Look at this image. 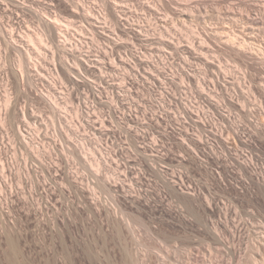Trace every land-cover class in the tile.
Wrapping results in <instances>:
<instances>
[{
	"label": "bare ground",
	"instance_id": "6f19581e",
	"mask_svg": "<svg viewBox=\"0 0 264 264\" xmlns=\"http://www.w3.org/2000/svg\"><path fill=\"white\" fill-rule=\"evenodd\" d=\"M101 2H102V8L96 9V6H94V4L88 0H0V11L2 12L10 11V14L12 13L15 17L17 16L19 18L18 26H20L18 35L16 34L17 32L12 29L9 33V36L7 37L3 35L4 33H6V32L3 33V28L5 26L2 24L3 22L0 21V34H1L0 35L1 36L0 39V206L2 207V208L0 207V209H3V212L5 213L3 208L5 207L4 205L7 204L9 205V203L14 200V197L16 195L18 196L21 195V193L20 195L17 194L18 193L17 181L18 184H20L21 181H24L25 178V181L22 182V185L23 183L25 184V182H27L29 186V188L27 189L30 192L29 197L34 198L35 195L36 198L37 196L41 197V199H39V197L36 199V203L34 202L36 204V206L34 205L35 210L33 209L35 211L34 215L41 217V219L36 218L37 220L35 222H37L38 227L35 226L34 229L37 230H34L35 231L34 233H36V231L37 233H40L41 229L39 230L38 228L44 225L45 228L43 227V229L45 230L43 233L41 231L43 236L40 235V237L42 236L45 238L43 240H46V242L44 241V244L45 243L46 244L43 245L44 247H46V249L43 247L44 250L46 251L45 264H92L91 261H93L92 260L93 258L91 257L92 258L91 259L88 255V254L92 255V253L86 251L87 242L89 243L90 242L89 238H91L90 236H88L91 233L90 234L88 233L90 231L91 232L93 231L94 233L95 227L93 226L95 225L96 222L98 223L99 220H101L100 218L104 216L102 218L104 219L106 217L108 219L107 222H109L111 225L109 227H112L116 231L119 237L120 235L121 237L124 236L125 231L131 234L133 232V222L138 224L139 220H137L138 218L136 217L134 218L133 214L129 216L131 210L129 212V210L127 209H134L135 212L145 211L147 214L149 212L152 213L155 211L154 213L156 214L158 203H160L161 206H163V203L166 202L168 195L171 194L172 197L175 196V198L177 197L179 198V200L181 199L184 203L188 204L189 207L193 206L195 208V206L197 207L200 205L201 207L204 208V209L202 208L203 209L202 212L204 211L205 216L202 217H205V219L207 220V221L205 220L207 222L206 226L209 229L208 232H210V237H211V238L209 237V240L211 239L212 243L218 247L217 250L220 253H224L225 256L227 255L229 257L234 258L240 264L241 263L264 264V220L259 221L253 225L250 224L249 221L247 220L244 221L242 218L237 223L235 219H232V217L235 216L233 215L234 212L232 210V207H234L235 205L234 206L231 205L232 203L233 204L246 203L249 204L250 206L253 205V207H257L260 210L261 209L264 210V160H263L264 157L262 159V155H264V121L259 119V116L264 114V107H263L264 87L254 89L255 87L253 85L250 86L247 85L245 76H243L241 73L239 74H241L244 78L241 76H237L235 73L233 74L232 71L230 72V70H226L223 73L221 72L220 74H218L220 71L218 70V73L213 75V73L219 68L218 65H216L218 67L217 69L215 68V65H213L215 63L214 60H216L215 58L213 61H211L210 58H206L210 61H207L206 64L204 63L207 66L206 67V69L208 70L207 72H210L209 71L210 69L215 68L214 71L212 70L213 73L211 72L212 75H209V73L207 74V76L209 75L208 77L206 76L205 78H199L198 75L199 72L197 70L196 71L198 73H196L194 69H191V72L189 71L190 70L189 68L188 70H186L188 66L187 63H186L187 64L186 67H184L183 65L182 66L178 65L181 68L180 71L181 73L176 74L177 71H171V73L168 75L167 74L168 72H166L165 74L166 77L165 76H164L165 78L163 77L164 81L161 80V78L159 77L161 72L165 73V71L160 72L161 69L162 70L169 69L168 67V65H170L169 55L173 56L175 54V53L171 54L172 52L170 53V51L169 52L166 51L168 49L170 50L173 49L172 51L180 55L179 54L181 52L180 48L182 47L181 42L179 41L180 37L174 38L171 36L172 33L171 34L169 33V30H171V28L169 29V22H168L169 17L167 18L166 14L172 13L174 14V16L176 15L177 16L176 19L173 17L174 22L178 21L177 22L178 24L184 22L185 25L187 23V22L185 23L187 19L186 17L192 18L197 11L199 12V14H201L200 12L202 10L204 9L206 10V8L207 9L211 8L212 11L209 12H215L213 9L217 10V8L220 7L223 9H228L226 10L228 15L227 14L226 15L230 20H233L235 22L236 21L242 22L243 24L246 25L245 26L242 24L243 27H240L242 28V32L239 31L237 28H233L234 30L229 29L228 33H226L225 31L223 32L224 34L226 33L225 35L223 34L224 35L223 39L226 40L222 42L223 44H225L223 46L226 47L225 52L228 53V55L240 57L246 63V65H249V67L250 65H252L250 64V62L255 63V65L257 64L256 67L258 65L259 66L262 65L261 68L257 67L259 68L257 73L258 72L262 73L264 69L263 67L264 41L259 39L260 37L258 36V34H257L258 38L255 34L251 36L247 35L249 33L245 34L246 36L243 35V28L247 27L248 29L249 26V30L251 29V31L258 30L260 33L264 32V2L262 6L259 3H251L252 1L250 2L248 0H101ZM51 7L52 8L56 7L57 9L64 7L65 9L70 10L72 20L66 22L68 24L63 25L59 19L53 18V15L49 13ZM238 8H241V10L243 8L244 9L243 11L245 12L240 11ZM13 9L15 11H13ZM237 9L239 11H237ZM139 10L144 11L145 14H139L140 13ZM161 12H165V14H162ZM223 13L225 12L223 11ZM161 14L164 16V18L162 17L158 18L159 20L157 23H159L160 25L154 23L155 22L154 20H156L157 18L155 19L152 16L161 15ZM220 14L221 16L219 15V17H222L221 12ZM217 15L214 14V16ZM228 18L226 17V19ZM76 19H80L78 21L79 23L81 22L80 26L76 25L77 24V22L75 21ZM29 21L38 22L41 28L40 33H37L36 30L33 31L31 29V24L28 23ZM57 26H62V29ZM146 26L147 27L154 26V28H152L153 30H151L152 33L150 30L147 31V29L146 30L144 29V27ZM174 26L175 25H173V28L175 29L176 26L175 27ZM23 28H26L25 30L26 32L22 31ZM206 28L202 32L200 31L201 33L195 32L197 36H195V34L194 35L192 34L190 36L191 42L188 43L189 45L187 50L191 54L188 53V55H192V56L198 55L197 57L199 59L200 56H203L207 53H211L210 46L212 47V43L214 42V40H216V44H217V40L222 41V38H219V36L217 35L219 32H216L213 29H212L213 31H211ZM143 30L145 31V34ZM221 30L223 31L222 27ZM224 30H226V28ZM246 30L245 32H247ZM249 30L248 32H250ZM5 31H7V29ZM214 31L217 34H214L213 33ZM240 34L245 36V38L243 36H239ZM83 35H91L93 40L91 42H87L85 39L82 40V38L85 37V36L83 37ZM126 36L130 37V40L132 38V40L135 39L137 41H140L139 43H142L141 40L144 41L145 43L146 41L150 42L149 40L150 37L152 36L153 38L152 37L151 38L153 40L155 39L156 42L160 45V47L164 46L163 51L165 48L167 49H165L164 51L165 53L162 52V54L160 55L155 56L152 55L151 53H150L151 55L150 54L147 55L148 51L147 48H144L145 46L143 47L139 46L140 48H138L137 45H136L137 47L134 45L132 49H129V47L127 46L126 47L123 46L122 38ZM76 37L78 38L81 37V38H79L78 40ZM2 43H4L5 45L7 44L9 48L14 49V52L15 50L18 52L19 54L18 63L16 66L14 65L15 67L14 66L11 67V65L8 67L7 64L4 63L5 61V60L3 61L4 56H2L3 48H1ZM124 47L128 49L126 50ZM85 48L89 49V51L87 52L88 54L90 53L92 54L96 52L97 54L96 58L94 59L95 55L92 57V55L90 54L87 55L86 56L87 59L83 61L84 59H82L81 57L83 56V52H84L83 50ZM122 48L125 49L126 51L124 50L125 52L124 51L122 52L121 51ZM206 49H208L209 52L205 53L204 51ZM31 50H33L35 54H38L39 56V57L37 56L39 58L38 61L37 60L34 61L33 56H31L30 54L32 52ZM42 50H46L45 57H44L45 52H43ZM222 50H220V53H222ZM47 52L51 53V55L53 54L54 57L55 56L58 57V60L54 62V64L52 63L53 65L51 68L50 66H47L48 67L47 68L43 66V64L41 63V61H43L44 63V59L46 62L47 60L46 58H48ZM78 53L80 54L79 56L77 55ZM215 53H219V52H215ZM103 54L106 57L105 58L106 61L107 59L110 60L111 62L110 64L106 63L104 58L101 57ZM70 56L73 57V60L75 59L74 63L72 64H70L71 62L67 60L68 57ZM148 56H152V57H148ZM195 57L196 56H194V58ZM183 60L180 59L182 63ZM185 60H188V58ZM48 63L49 61L46 64ZM160 65L163 66L160 67ZM190 67H192V65ZM153 68L157 70V73L160 72L159 76L155 75L156 73L153 74L152 72ZM221 68H223V66ZM27 69L28 70L32 69L33 71L32 70L31 71L33 73L39 72V74L42 69H44L43 71L46 72L47 76L44 74V77L46 76L45 83H48L47 85H49V88H51L53 91L46 89L45 92L44 91L40 92L39 95L42 96L40 100H43L42 102L43 103L45 102V105L47 104L48 106H50V108H52L53 111L54 110L57 111V109H59V107L61 106V103H59V101L62 99L65 100L66 97V96L62 97L61 95L60 96L56 95V94H63L62 92L58 91L59 84L63 80L65 81L67 80V82L73 84V86H77V84L80 82L83 83L87 82V84L85 83L84 84L85 85L90 84L89 88H91L90 90L92 91L93 95L100 96L99 97L100 99L97 98V100H100L99 102H101L102 99L104 100V98H102V93L105 91L103 92L99 91V88L103 83L108 85V89L110 90H108V92L105 93H107L106 95H108V99L113 102L115 101V98L121 100V98L125 99L131 94L130 93L131 87L128 91L126 90L127 85L130 83L128 81L134 83L135 86H138L136 84H139L140 86L148 85L149 90H152L153 88L156 89V84H161L162 86L159 88L161 90L160 98H159L160 101L159 102L157 101L159 104L158 108L161 111H166L167 108L166 105L168 106V102L170 104H173L170 98H169L170 100H168L169 96L173 97V95H171V92L174 91L169 87V85L177 84L176 75H178L181 77L183 81L186 80L190 81L191 90H193L195 84L198 83L196 88H199L200 91L199 89L196 91H199V93L201 92L200 95H202L201 97L204 99L199 97L202 99L203 102L201 104L199 103L198 107L192 104L193 103L192 99L190 101L188 99L186 100L185 98V100L187 101L186 104L183 103L182 101H181L182 103L180 102L181 105L183 104L185 106L184 107L182 105V107H184L183 108L184 111L180 113V116L181 114L185 113L187 118L191 120L190 124L188 123V120L186 123L185 115L184 117H181L182 118L181 120L184 119L182 123H179V121L181 120L180 118H178V116L173 118V120L176 121L169 122L171 119L170 120L166 119L165 113L161 111H158L157 114L156 113L152 114L154 116V117L152 116L153 119H149L148 123H144L145 120L143 121L141 120L142 118L139 119L138 117H136L138 114L136 116L134 115V112L137 109L134 110V108L131 106V108H129V114H127L128 112L122 114L123 119L128 117L126 118L127 121L125 120H124L125 122L117 121L118 123H116L115 126L113 127L111 126V129L110 128L108 129L106 125L104 126L105 122L102 124V128L99 127L97 128V126L99 125L98 122L97 123L98 125L96 124L97 126L94 125L95 127L92 126L90 127L89 130L87 126L85 127L82 124V122H85L87 120L81 121L80 124L83 125L84 128H87L88 130L87 129L84 130L85 135L81 134L80 131L82 130L80 131L79 129L78 131L76 130V132H78L77 133L78 136L76 139L75 138L72 139L73 141H71L70 135L67 133L68 134L67 136V134L65 133L66 131H63L62 128L55 129L56 131L55 136L61 135L60 136L61 138L62 136H64L69 141L68 143L67 141L66 142L63 141L67 145L65 144L62 145L61 154L63 156L62 158H64L63 159L64 162L67 164L72 162L73 159L82 160L85 168L89 172H91L92 176L91 175L88 176L85 173L83 176L81 175L80 177L78 172L73 171L72 168H70V169H66L61 173H59L56 169L55 173L57 174L55 177H52L53 175H51L52 172L50 173L51 171L50 168L52 167V164L55 165L56 162L52 159H51L52 162H50L49 161L50 158H47L46 160L45 156L47 154L48 156L52 155V153L54 152L51 153V151L54 150L51 146H47L45 143L44 144L40 143L39 146H36V142H37L36 140L37 139L40 140L39 138L40 133L37 131V129H33L31 127L32 123L29 122V119L31 120V122L32 119L31 118L26 119L24 115L25 120L23 122H26L25 123L26 125L22 124L25 127L28 126L27 128H29V126L31 125L29 128L30 129L29 138L26 137L25 135L24 137L22 132L21 135L19 131L18 132L15 131L14 133L15 136H12L7 131L8 128H6V124L12 126V129L13 127L15 128L18 117L21 115L22 112L26 113L27 111V110L25 111V109L21 110L18 107V103H17L18 101H16V98L13 97V95L15 94L14 91L16 87L22 88L23 85L25 86L24 83H27L25 81V74ZM38 69L41 70L38 71ZM250 69L252 68L250 67ZM222 70L223 69H221V71ZM32 72H30V77L34 75L33 74L31 76ZM36 74L35 76H37ZM95 74L99 76L101 80L99 82L100 84H98L95 80H93V82L92 80H89L90 78L95 76ZM88 75H91L92 77ZM97 75L95 76L96 78ZM41 76H43L42 72H41ZM161 76L163 75L161 74ZM26 77H27L26 79H29L27 75ZM95 77L94 79H96ZM34 79L36 78L34 77ZM45 79H42V81H44ZM115 80H118V82L120 80L121 83L118 84L116 83L117 81L115 82ZM39 81L41 80L39 79ZM32 82L33 81L30 82V85L31 87L34 88L35 82L33 83ZM45 83L44 85L46 86ZM80 84L82 85V83ZM176 86L179 87L178 84L175 85V87ZM73 93H75V95L77 96L76 92L72 90V92L70 91L68 93L69 100L73 98L72 97ZM254 93H257L261 99L260 100L261 105L259 106H255V105L253 106L251 104L252 101L251 96ZM123 96L125 98H123ZM95 98L96 97H94V99ZM174 98L176 99V97ZM77 99H75L74 96V99L72 100H77ZM119 102L117 101V103ZM80 103H81L80 104L81 107L78 106L79 108L77 112L78 115L81 117L82 114L87 113V111L88 113H90L93 110V108L96 110L95 105H93L94 102L93 101L91 102L90 99L86 100V102L83 103L86 106L85 107L87 110L86 112L84 110V107L82 108L83 105L82 102ZM108 104L110 105V103ZM108 104L105 105L107 106ZM119 104H120V108L121 105L122 107H124L122 102H120ZM170 104L169 106H172ZM115 105L117 104L115 103ZM115 105L113 104L110 106H115ZM181 105L179 107H181ZM177 107H178V103H177ZM115 109L116 110H114L113 113L119 111V105L118 107L116 106ZM234 110L238 111V113L236 112L237 114H234L233 113ZM112 111L113 109L111 110V112ZM118 114L120 113H117V115ZM28 115L30 116V114ZM110 115H112V113ZM193 116H195L196 118L198 117L197 118L198 121H195L193 119ZM132 117L135 118L134 119L135 121L137 118V122H135ZM86 119H88V117H86ZM128 119L132 120L131 121L132 124L134 122L137 125H132V126L129 125L130 123H126L129 121ZM94 122H92V124ZM111 123L112 121L110 122V125ZM68 126H66L67 129H70L71 131L72 124H71V128H68ZM76 126L77 124L75 125V127ZM82 128L83 127L81 126V129ZM156 129L157 130L160 129L162 131L161 135L159 134V136H155L154 134H152L153 132L150 131V130H154L155 132ZM109 130L113 132L114 135L110 134ZM105 131L106 132L109 131V132L104 133ZM191 131L196 133L195 134L191 133ZM72 132L74 131H71V133ZM99 134H101V136H99ZM109 134L111 136H108ZM117 134H119L120 136L117 137L118 136ZM20 135L21 137L24 138H20L21 143H18L20 145L19 147H22L21 149H23L25 152L22 150L21 151L24 152L26 156H28V158L26 159L27 160L29 159L30 161L32 160L31 164L27 162L26 165H24L25 167H23L24 168L23 171H22L23 168H21V166L19 165L17 159L18 153L16 152V149L18 148L16 143L18 141L16 140H19V138L17 139V137L18 136L20 137ZM174 147H177L179 150L176 151L177 149ZM18 151L20 150L18 149ZM88 158L91 159L88 160ZM36 159L39 160L38 162L39 166L37 165L38 163L34 164L33 160ZM57 164L58 163H56V166L59 167ZM53 167L51 169L56 168ZM6 169H8V171ZM62 170L63 169H61V171ZM191 171H195L197 174L198 172H200V174L202 173L206 176V178H208L209 182H206V184L207 183L209 184H207L208 186L206 187V189H204L203 187L202 189L199 185H197L198 183L197 184L194 183V175L193 178H191L192 177ZM46 172L51 176V178L49 177L50 179L47 178L48 176L46 175L48 174H46ZM51 179L52 182L50 181ZM151 181L152 182L159 181L161 182V184H163V186L161 185L163 188L162 191L157 189L160 192H158L157 195H154L155 198L157 197L161 200L158 203L154 200L155 198L153 197L150 190ZM27 184H25V186H27ZM69 188H73V190L71 189L72 191L77 190L78 192H80L78 194L79 195L81 194V196L79 197L77 196V198L81 200L80 197H83V199H85L81 205L78 204L79 201L77 202L76 205H80V206L76 207L74 206L75 205L74 204L73 205L74 207H71L72 205L65 203L66 201H64L63 199L62 202L64 201L65 204L64 205L60 204L61 203L60 197L63 198L65 195L67 196V194L70 192ZM214 188L220 190L222 193L227 194L229 196L228 198H230L231 204L225 203L223 200L221 201L217 197L219 192L216 191L218 192V194L214 193ZM97 189L102 190V192H104V194L106 193L107 194L106 196L108 197L103 199V197L98 195ZM58 193L60 195L59 198H58ZM156 193L157 192H155V194ZM33 200L34 199H32V201ZM40 200L42 202H40ZM201 200H204L205 203H202L203 201ZM167 202L166 205L168 204ZM172 204H168L167 206L165 205L166 206L165 212L167 213V215L168 213L172 214L173 216L172 219L177 220V222L175 223L179 222V224H182L183 221L188 222L189 217L185 218L186 216L185 215H184L185 217L183 216V210L181 209V207L178 206L180 203L177 205V207L175 205L173 206ZM8 205L6 206L7 209H8ZM12 205L14 204H11V207L13 208ZM188 205H186V208L188 207ZM241 205L243 206V208L245 207L243 204ZM12 208L10 213L12 212ZM194 208H192L193 211H195ZM126 210L129 213L126 212ZM200 211L201 209L199 210V212ZM245 211L247 212V210ZM85 212H88L89 214L87 213L88 214L87 215ZM83 213H85L86 215ZM74 214L75 216H77L76 214L78 215L82 214L88 216L87 218L88 221L83 216L87 221V223L89 222L91 223L94 220L93 218L99 220L98 221L96 220L93 226H92L93 224L92 222L90 227H92L91 229L93 230L90 229V231L88 232V230H86L88 229V226H86L85 224L86 222H84L82 226L81 223L83 222L77 224L78 219L74 217ZM202 214L203 213H200V215ZM200 215L199 217H201ZM6 216H8L7 212H6ZM163 216H164V211H163ZM83 217L80 220L83 221ZM34 220L32 219V222ZM80 220L78 221L80 222ZM100 223L98 224L99 226H97V224L96 226L100 227L101 226ZM78 225L79 227H82L83 230H85L84 232L86 231L88 232L86 233V235L88 234L87 236L89 237V238L87 237V239H89L88 241L86 238L83 237L81 231H79L82 229L78 228ZM183 225H185L184 222ZM104 227L105 224H103V229L106 228ZM250 227H252V229ZM113 229L110 230V232L114 231ZM249 229L255 235L256 237L255 240L257 241L250 243L248 241L249 239L247 240L248 241L246 242L247 253L245 257L242 258L240 253L242 251V246L245 245L244 235L245 232H247ZM100 231L102 232L101 229ZM115 231L112 233H115ZM98 232L99 231H97L96 233ZM102 233L106 236H109V234L107 235L106 233H104V231ZM128 233H126L127 235H125V237L129 236ZM83 234L85 236V233ZM38 237L36 239H38ZM97 237L100 238L99 235L96 236V239ZM101 238L103 239V237ZM106 239L108 238L106 237ZM126 239L127 237L124 239V241H127ZM230 240L232 243L230 242ZM94 241L92 240L91 244H93ZM121 241L123 243L122 238ZM39 242H42V239L41 241L36 242L38 246L41 244ZM106 244L107 243H105L104 246ZM88 245H90V243ZM215 246L214 248L216 250ZM94 247H95V242H94ZM12 248L14 249L15 246L14 247L12 246ZM89 250L91 251V248ZM92 250H94V248H92ZM94 251H93V255L96 252ZM218 251H215L217 252V255H218ZM98 252L99 251L97 250L96 253ZM33 253H37V252L34 251ZM101 254H103V252L100 253V256ZM96 257L100 258L99 254L98 256L96 255ZM109 257L110 255L108 256V261H109ZM122 258L124 260V256ZM193 259H194L193 261L195 260L202 261V264L203 262H206V256H204V258H201L200 256L196 255L195 257H193ZM118 260H116V262ZM206 264L209 263L206 262Z\"/></svg>",
	"mask_w": 264,
	"mask_h": 264
},
{
	"label": "rangeland",
	"instance_id": "374dc122",
	"mask_svg": "<svg viewBox=\"0 0 264 264\" xmlns=\"http://www.w3.org/2000/svg\"><path fill=\"white\" fill-rule=\"evenodd\" d=\"M88 1H90L91 3H93L94 4V6H96V9H98V8H102V2H101V0H88ZM248 1H252L251 3H259V4H261V6L263 5V2H264V0H248ZM258 1H261V2H258ZM233 2V1H232ZM211 4V3H210ZM214 8H217V7H214ZM221 8V7H220ZM217 8V10L216 9H213L215 12H209V11H212V9L211 8H206V10H208V11H206L205 9L204 10H202L200 13L201 14H199V12L197 13H195V15L194 16H196V17H186L187 19H186V21H185V25H184V22L183 23H181V24H178L177 22L178 21H175L174 22V19H173V17L176 19V15L174 16V14H170V13H168V14H166V16H167V18L169 17H171L172 19H173V21H172V19L170 18H168V22H169V29L171 28V30H169V33L171 34V36L172 37H174V38H179L180 37V39H179V41L181 42V45H182V47L180 48L181 50V52L179 53L180 55H178L176 52H174V51H172L173 49H168L166 52H169L170 51V53L171 54H177V55H169L170 56V60H169V62H170V65H168V67H169V71L167 70H160V72L161 71H165V73L164 72H158L157 73V70L155 69V68H153L152 70V72H153V74H155V75H157V76H159V73H160V78H161V80H163L164 81V78L166 77V72H168L167 74L169 75L170 73H171V71H177V73L176 74H178V73H181L180 71H181V68H180V66H178V65H183L184 67H186L187 66V64H188V66H187V68H186V70H188V68L190 69L189 71L191 72V69H194L195 71H196V73H198V75H199V78H205L206 76H207V74L209 73V75H212V73H213V71H214V69L216 68H218L216 65H218L219 66V68L213 73V75L214 74H216V73H218V70H220L219 71V73L218 74H220L221 72L223 73L224 71H226V70H230V72L232 71V73L234 74H236L237 76H241V77H243V76H245L246 77V81H247V85H253L255 88L254 89H257V88H260V87H264V69H263V72L262 73H257V71H258V69L259 68H257V67H260L261 68V66H257L256 67V65H255V63H252V62H250V64H252V65H250V67L252 68V69H250V67H249V65H246V63L240 58V57H235V56H231V55H228V53H226L225 51H226V47L225 46H223V45H225V44H223L222 42L224 41V40H226V39H223L224 37V35L226 34V33H228L229 32V29H231V30H234L233 28H237L239 31H241L242 32V28H240V27H243V25H245V24H243L242 22H235V21H233V20H230L229 18H228V14H227V12H226V10H228V9H223V8ZM12 9V8H11ZM220 11H219V10ZM223 9V10H222ZM240 11H242V12H245V11H243L244 9L242 8V10H241V8H238ZM237 9V11H239ZM13 11H15L14 9H13ZM204 11H206V12H204ZM219 11V12H218ZM223 11L225 12V13H223ZM140 12V13H139ZM139 14H145V12L144 11H142V10H139ZM208 12V13H207ZM220 12L222 13V17L223 18H225V19H223L222 17H219V15L221 16V14H220ZM49 13L51 14V15H53V18H57V19H59L60 21H61V23L63 24V25H66V24H68V23H66V22H69V21H71L72 19H71V12H70V10H67V9H65L64 7H61V8H50V11H49ZM162 14H165V12H161ZM211 13V14H210ZM216 14L217 15V13H218V17L217 16H214V14ZM153 15L152 17H154L156 20H154L153 22L154 23H157L158 22V18H160V17H162V18H164V16L163 15ZM203 14V15H202ZM223 14H225V15H223ZM227 14V15H226ZM170 15V16H169ZM171 15H173V16H171ZM130 16V15H129ZM143 16V15H142ZM206 16V17H205ZM4 17V18H3ZM15 16L11 13L10 14V11L8 12H5V11H0V21H2L3 23V25L5 26H3L4 28H3V33L4 32H6V33H4L3 35H5V36H9V33H10V31L13 29L14 31H16L17 33V35H18V32H19V29H20V26H18V21H19V18H18V20H17V18L15 17ZM226 17L229 19H226ZM218 18V19H217ZM220 19V20H219ZM222 19V20H221ZM80 19H76L75 21L77 22V24L76 25H78V26H80L81 25V22L79 23L78 21H79ZM192 20V21H191ZM188 21H190V22H188ZM75 22V23H76ZM234 22V23H233ZM28 23H30L31 24V29L33 30V31H35L36 30V32L37 33H40V30H41V28H40V25L38 24V22H32V21H29ZM172 23V24H171ZM180 23V22H179ZM227 23V24H226ZM233 23V24H232ZM239 23V24H238ZM14 24V25H13ZM157 24H159V23H157ZM179 26H178V25ZM184 26H183V25ZM224 24V25H223ZM230 24V25H229ZM232 24V25H231ZM235 24V25H234ZM236 24H237V26H236ZM243 24V25H242ZM146 25V24H145ZM160 25V24H159ZM173 25H175L176 26V28L174 29L173 28ZM226 25V26H225ZM239 25V26H238ZM171 26V27H170ZM174 26V27H175ZM235 26V27H234ZM246 26V25H245ZM244 26V27H245ZM8 27V28H7ZM13 27V28H12ZM16 27V28H15ZM57 27H60L61 29H62V26H57ZM207 27V28H206ZM211 27V28H210ZM219 29H218V28ZM221 27H222V29H223V31L221 30ZM7 29V31H5L6 29ZM136 28V27H135ZM150 28V29H149ZM152 28H154V26H151V27H144V29L146 30L147 29V31H151V30H153ZM168 28V27H167ZM184 28V29H183ZM209 29V30H211V31H213V30H215L216 32H219L218 34L214 31L213 33L214 34H217L218 36H219V38H222V41H219V40H217V44H216V40H214V44H215V46H214V44L212 43V47L210 46V50H211V53H207V52H209V50L208 49H206L204 52L205 53H207V54H205V55H203V56H200L199 57V59H198V55H188V53L189 54H191L190 52H188V43L189 42H191V38H190V36L193 34H195V36H197V34L195 33V32H199V33H201L204 29ZM226 28V30H224ZM228 28V29H227ZM10 29V30H9ZM213 29V30H212ZM247 29V27H245V28H243V35H245V34H247V33H249V34H247L248 36H251V35H253V34H255L256 36H257V34H258V36L260 37L259 39L260 40H263L264 41V32L263 33H260L258 30H253V31H251V29L249 30V26H248V29L246 30L247 32H245V30ZM26 30V28H23L22 29V31L24 32ZM173 30V31H172ZM177 30V31H176ZM195 30V31H194ZM248 30L250 31V32H248ZM140 31V30H139ZM144 31V30H143ZM172 31V32H171ZM201 31V32H200ZM226 32L225 34L223 33V32ZM255 31V32H254ZM261 31V30H260ZM26 32V31H25ZM230 32H232V31H230ZM254 32V33H253ZM262 32V31H261ZM8 33V34H7ZM151 33H152V31H151ZM261 35H260V34ZM16 34H15V36H16ZM144 34H145V31H144ZM174 34H176V35H174ZM220 34V35H219ZM224 34V35H223ZM1 35V34H0ZM178 35V36H177ZM243 35H239V36H243ZM263 35V36H262ZM85 36V37H84ZM130 36V35H129ZM187 36V37H186ZM246 36V35H245ZM245 36H243L244 38H245ZM258 36H257V38H258ZM83 37L84 38H82V40H86L87 42H91L92 40H93V38H92V36L91 35H83ZM152 37V36H151ZM150 37V42H147L146 41V43L144 42V41H142L141 40V42L142 43H139L140 41H137V40H135V39H133L132 40V38H131V40H130V37H128V36H126V37H123L122 38V43H123V46H127V47H129V49H132L133 48V46L135 45H137L138 46V48H140V47H143V46H145L144 48H147V51H148V53H147V55L148 54H152V55H160V54H162V52L163 53H165L164 51H165V49H167V48H165L164 49V51H163V47L164 46H162V47H160V45L156 42V40L154 39H152ZM186 37V38H185ZM263 37V38H262ZM78 40H79V38H81V37H76ZM190 38V39H189ZM0 39H1V36H0ZM124 39V40H123ZM188 39V40H187ZM152 40V41H151ZM190 40V41H189ZM124 42H125V44H124ZM134 42V43H133ZM136 42V43H135ZM129 45H127V44ZM222 43V44H221ZM225 43V42H224ZM130 44H133V45H130ZM185 44V45H184ZM5 44L4 43H2V46H1V48H3V53H2V56H4L3 57V61H4V63L5 64H7V66L9 67L10 65H11V67L12 66H16L17 65V63H18V52L15 50V52H14V49H12V48H9V46H7V44L4 46ZM90 45V44H89ZM27 46V45H26ZM25 46V47H26ZM91 46V45H90ZM131 46V47H130ZM136 46V47H137ZM140 46V47H139ZM224 48H223V47ZM5 47V48H4ZM92 47V46H91ZM124 47V48H125ZM185 47V48H184ZM187 47V48H186ZM29 48V47H28ZM185 50H187V51H185ZM212 48V49H211ZM215 50H214V49ZM86 49V50H85ZM83 51L85 52H83V56H85V57H81L82 59H84L83 61H85L86 59H87V55H90V54H88L87 52L89 51V49L88 48H85ZM93 49H95V48H93ZM123 49V48H122ZM121 49V51L123 52L125 49L127 50L128 48H125V49H123L122 50ZM152 49V50H151ZM217 49V50H216ZM222 49H225V50H222ZM12 50V51H11ZM125 50V51H126ZM220 50H222V53H220ZM32 52L30 53L31 54V56H33V58H34V61L35 60H39V56H38V54H35L34 53V51L33 50H31ZM43 52H45V55H44V57L46 56V50H42ZM124 51V52H125ZM150 51V52H149ZM213 51H214V53H213ZM224 51V52H223ZM8 52V53H7ZM215 52H219V53H215ZM12 53V54H11ZM226 55H225V54ZM35 56H34V55ZM150 54V55H151ZM210 54V55H209ZM8 55V56H7ZM53 55V54H52ZM52 55H51V53H48L47 52V56H48V58H46L47 60H46V62H45V59H44V63H43V61H41V63L43 64V66H45V67H47V66H50V68L52 67V65L54 64V62H56L57 60H58V57L57 56H55L54 57V55H53V57H52ZM78 56L80 55L79 53L77 54ZM92 55V57L94 56V59L96 58V52H94V53H92L91 54ZM99 55V54H98ZM101 55V54H100ZM104 55V54H103ZM101 56L102 58H104V60H105V62L106 63H108V64H110L111 62H110V60L109 59H107V61H106V57H105V55L104 56ZM185 55V56H184ZM208 57H207V56ZM38 56V57H37ZM182 56H183V58H182ZM190 56V57H189ZM194 56H196L195 58H194ZM204 56H206V57H204ZM92 57H91V59H92ZM148 57H152V56H148ZM181 57V58H180ZM192 57V58H191ZM32 58V59H33ZM36 58V59H35ZM70 58H72V59H70ZM178 58H180V59H187L188 58V60H185V61H187V62H185L184 60H183V63H182V61H180V59H178ZM194 58V59H193ZM206 58H210L211 59V61H213L214 60V58L216 59V60H214L215 61V63L213 64V65H215V68H213V69H210L209 71L210 72H207L208 70L206 69V63H207V61H210V60H208V59H206ZM213 58V59H212ZM204 59V60H203ZM206 59V60H205ZM68 61H70L69 63L70 64H72V63H74V61H75V59L73 60V57L72 56H70V57H68V59H67ZM194 60V61H193ZM202 60V61H201ZM8 61V62H7ZM11 61V62H10ZM49 61V63L51 64H46L47 62ZM191 61V62H190ZM200 61V62H199ZM219 61V62H218ZM13 62V63H12ZM28 62V61H27ZM189 62V63H188ZM222 64H221V63ZM53 63V64H52ZM187 63V64H186ZM205 63V64H204ZM9 64V65H8ZM192 65V67H190ZM254 65H255V67H254ZM14 66V67H15ZM163 65H160V67H162ZM223 66V68H221ZM253 66V67H252ZM159 67V68H160ZM248 67V68H247ZM264 67V66H263ZM28 68V67H27ZM48 68V67H47ZM223 69L222 71H221V69ZM256 68V69H255ZM177 69V70H176ZM225 69V70H224ZM30 70V71H29ZM27 69V71H26V74H25V81L28 83H24L25 84V86L23 85V87L21 88V87H16V89H15V91H14V95H13V97H15L16 98V101H18L17 103H18V107L21 109V110H23V109H25V111H26V113L27 112H30V113H24V112H22L21 113V115L18 117V119H17V124L15 125V128L13 127V129H12V126H9V125H7L6 124V128H8L7 129V131L12 135V136H15V131H19L20 132V134H21V132L23 133V136L25 135L26 137H28L29 138V132H30V126H29V128H27L28 126H23L22 124H24V125H26L25 123L26 122H23L24 120H25V117H26V119L28 118H31L32 119V122H31V120L29 119V122L30 123H32V128L33 129H37V131L40 133L39 135V138H40V140L39 139H37L36 141V146H39V144L41 143V144H46L47 146H51L52 148H53V150L54 151H51V153L52 152H54V153H52V155H49L48 156V154L45 156V158H46V160H47V158H50L49 159V161L50 162H52V160H54L56 163H58L57 165L59 166V167H57L56 166V163H55V165H53L52 164V167L53 168H55V169H51L50 168V173H51V175H53L52 177H55L56 176V174L57 173H55V171H56V169H57V171L59 172V173H61V172H63V171H65L66 169H70V168H72V170L73 171H76V172H78V174H79V176L81 177V175L83 176L85 173H86V175H88V176H90L91 175V172H89L86 168H85V166H84V164H83V162H82V160H75V159H73V161L72 162H70V163H65L64 162V158H62L63 156H62V154H61V150H62V145H64L65 143L64 142H66L67 141V143L69 142L67 139H66V137H64V136H62V138L60 137L61 135H59V136H55V133H56V131H55V129H61L62 128V130L63 131H66L65 133L67 134H69L70 135V138H71V141H73L72 139H76L77 138V136H78V132H76V130L78 131V129H79V131L80 130H82L83 132H84V130H86L87 128L90 130V127H95L94 125H96L98 122V126H97V128L99 127V128H102V124L104 123V126L106 125V127H108V129L110 128L111 129V126L113 127V126H115V124L116 123H118V122H122V121H127V119L126 118H128V117H126L125 119H123V113H126V112H128L127 114H129V108H131V106L134 108V110L135 109H137L135 112H134V115L136 116L137 114V116L136 117H138L139 119L140 118H142L141 120H145L144 121V123H148L149 121V119H153V115L152 114H157L158 113V111H161L159 108H158V102L160 101V92H161V90L159 89L162 85L161 84H156V89H152V90H149V86L148 85H143V86H140L139 84H136V85H138V86H135L134 85V83H132L131 81H128V82H130L128 85H127V88H126V90L128 91L129 89H130V87H131V89H130V97L128 96V97H124L123 96V98H125L126 99V101H125V99H122L121 98V100L120 99H116L115 98V103L117 104V105H115V103L113 102V101H111V100H109L108 99V95H106L107 93H105V92H108V90H110V89H108V85L107 84H105V83H103V84H101V87L99 88V91L100 92H103V91H105V92H103L102 93V98H104V100L102 99L101 100V102H99L100 100H97V98H99L100 96L98 95V96H94L93 95V93H92V91L90 90L91 88H89V85L90 84H88V85H85V84H87V82H80V83H82V85L80 84V83H78L79 84V86H78V84H77V86H73V84H70L69 82H67V80L65 81V80H63V81H61V83L59 84V90L58 91H60V92H62L63 94H56V95H61L62 97H65V100L64 99H62V100H60L59 101V103H61V106L59 107V109H57V111H53V109L52 108H50V106H48L47 104L45 105V102L43 103L42 101L43 100H40V98L42 97V96H40L39 94H40V92H45L46 91V89L47 90H52L51 88H49V85H47L48 83H45V81H46V76H47V74H46V72L45 71H43L44 69H38V71H40V74H39V72H32L33 70L32 69ZM32 70V71H31ZM213 70V71H212ZM156 71V72H155ZM30 72H32L31 73V76L32 77H30ZM41 72H42V75L43 76H41ZM45 72V73H44ZM207 72V73H206ZM212 72V73H211ZM37 73V74H36ZM164 73V74H163ZM239 73H241V74H239ZM35 74L38 76V74H39V79L42 81V79H45L44 81H39V79H38V77L37 76H35ZM44 74L46 75L45 77H44ZM161 74L163 75V76H161ZM262 74V75H261ZM26 75L29 77V79H26L27 77H26ZM97 74H95V76H96ZM208 75V76H209ZM88 76H91V75H88ZM95 76H91L92 78H90L89 80H92V82H93V80H95L98 84H100L99 82L101 81L100 80V78H99V76L97 75V78L95 77ZM165 76V77H164ZM201 76V77H200ZM207 76V77H208ZM248 76V77H247ZM34 77L36 78V79H34ZM94 77L96 78V79H94ZM164 77V78H163ZM176 77H177V79H176V82H177V84L179 85V87L178 86H176L175 87V85H177V84H175V85H173V84H170L169 85V87L172 89V90H174V91H172L171 92V95H173V97L171 96H169L168 97V100H172V103L174 104H170L169 102H168V100H167V102H168V106L166 105V111H167V113H166V111H161V112H164L165 113V118L166 119H171L169 122H171V121H176V120H173V118H175V117H177L178 116V118H180V120L182 119L181 117H184V115H185V113L184 114H181V116H180V113L182 112V111H184L183 110V108L185 107L183 104V106L184 107H182V105H181V103L183 102V103H187V99L188 100H190L191 101V99L193 100V105L194 106H199L198 104L200 103H202L203 101H202V99H204V98H202L201 96L202 95H200V93H199V91H200V89L199 88H196V86L198 85V83L197 84H195V87H193V90H191V83H190V81L189 80H186V81H183L182 79H181V77L180 76H178V75H176ZM34 80H33V79ZM244 78V77H243ZM99 79V80H98ZM118 79V78H117ZM141 79V78H140ZM30 80V81H29ZM98 80V81H97ZM142 80V79H141ZM31 81H33V82H35L34 83V85H35V87L33 88V87H31V85H30V82ZM117 81V82H116ZM32 82V83H33ZM46 84V86L44 85V83ZM96 82H94V83H96ZM115 82L116 83H118V84H120L121 83V81L119 80V82H118V80H115ZM43 83V84H42ZM105 84V85H104ZM33 85V86H34ZM37 85V86H36ZM39 85V86H38ZM44 85V86H43ZM81 86V87H80ZM87 86V87H86ZM105 86H107V87H105ZM129 86V87H128ZM133 86H135V87H133ZM159 86V87H158ZM25 87V88H24ZM31 87V88H30ZM47 87V88H46ZM178 87V88H177ZM20 88H21V90H20ZM73 88H75V89H73ZM23 89H24V91H23ZM32 89V90H31ZM39 91H37V90ZM106 89H107V91H106ZM133 89V90H132ZM199 89V91H196V90H198ZM72 90L73 91H75L76 92V94H77V96L75 95V93H73V95L75 96V99H77V98H79V99H77V100H72V99H74V96L72 95V99H70L69 100V95H68V93L71 91L72 92ZM137 90V91H136ZM160 90V91H159ZM53 91V90H52ZM89 91H90V93H89ZM199 94H198V93ZM175 93V94H174ZM80 94V95H79ZM93 96H92V95ZM104 94V95H103ZM198 94V95H197ZM39 95V96H38ZM78 95H79V97H78ZM92 97H91V96ZM127 95H128V93H127ZM131 95H132V97H131ZM200 95V96H199ZM87 96H89V97H87ZM77 97V98H76ZM94 97H96L95 99H94ZM107 97V98H106ZM174 97H176V99L174 98ZM195 97V98H194ZM199 97H201V98H199ZM39 98V99H38ZM81 98H82V100H81ZM128 98V99H127ZM170 98V99H169ZM185 98H186V100H185ZM67 99V100H66ZM88 99H90V101L92 102H94L93 103V105H95V108H96V110L93 108V110L90 112V113H88V111L86 110V106L83 104L84 102H86V100H88ZM100 99V98H99ZM178 99H180V100H178ZM184 99V100H183ZM201 99V100H200ZM96 100H97V102H96ZM119 102H122V104H123V106L124 107H122V105H121V108H120V102L119 103H117V101ZM137 100H139V101H137ZM251 104L254 106H259V105H261V102H260V97H259V95L257 94V93H254L252 96H251ZM103 101V102H102ZM106 101V102H105ZM108 101H110V102H108ZM125 101V102H124ZM158 101V102H157ZM177 101H179V102H177ZM182 101V102H181ZM79 102V103H78ZM80 102H82V108L84 107V110H85V112L87 111V113H83L82 114V117L81 116H79L78 115V112H77V110H78V106H80ZM113 102V103H112ZM129 102V103H128ZM137 102V103H136ZM141 102V103H140ZM181 102V103H180ZM104 103V104H103ZM108 103H110V105H115V106H110ZM177 103H178V107H177ZM197 103V104H196ZM100 104V105H99ZM105 104H108L107 106H109V107H107ZM127 106H126V105ZM169 104L170 105H172V106H169ZM118 105H119V111L118 112H115V113H113L114 112V110H116L115 109V107L117 106L118 107ZM181 105V107H179ZM106 106V107H105ZM81 107V106H80ZM126 107V108H125ZM263 107H264V104H263ZM109 108V109H108ZM124 108V109H123ZM128 108V109H127ZM141 108V109H140ZM196 108V107H195ZM195 108H193V109H195ZM113 109V111L111 112V110ZM145 109V110H144ZM159 109V110H158ZM125 110V111H124ZM94 111H96V112H94ZM156 111V112H155ZM194 111V110H193ZM57 112V113H56ZM58 112H59V114H58ZM94 112V113H93ZM110 112V113H109ZM238 113V111H233V113L234 114H237ZM56 113V114H55ZM112 113V115L114 116V118H113V116L112 115H110ZM117 113H120V114H118L117 115ZM28 114H30V116L28 115ZM86 114V115H85ZM96 114V115H95ZM116 115V117H115V115ZM195 114V113H194ZM24 115H25V117H24ZM34 117H33V116ZM89 115V116H88ZM93 115V116H92ZM110 115V116H109ZM28 116V117H27ZM85 116V117H84ZM98 116H99V118H98ZM112 116V117H111ZM122 118H121V117ZM153 116V117H152ZM170 116V117H169ZM35 118V119H33V118ZM86 117H88V119H86ZM120 117V118H119ZM125 117V116H124ZM113 118V119H112ZM118 118H119V120H118ZM133 118V117H132ZM185 118H186V123H187V120H188V123L190 124L191 123V120L190 119H188L187 118V116L185 115ZM198 118V117H197ZM195 116H193V119L195 120V121H198V119H197ZM59 119V120H58ZM66 119V120H65ZM93 119V120H92ZM95 119V120H94ZM101 120V121H99V120ZM135 118H133V120H134ZM259 119H261V120H263L264 121V114H262V115H260L259 116ZM85 121V120H87V121H85V122H82V124L86 127L87 126V128H84V126L83 125H81L80 123H81V121ZM98 120V121H97ZM112 121V123L114 124H112L111 123V125H110V122ZM113 120H114V122H115V120H116V122L114 123L113 122ZM121 120V121H120ZM129 121L128 122H126V123H130L129 125H137L136 123H134L133 122V124L131 123V121L132 120H130V119H128ZM94 122V121H97V122H94L93 124H92V122ZM108 121V122H107ZM110 121V122H109ZM118 121V122H117ZM124 121V122H125ZM135 121V120H134ZM143 121H141V122H143ZM184 121V119L183 120H181V121H179V123H182ZM38 122V123H37ZM75 122V123H74ZM90 122H91V124H90ZM102 122V123H101ZM123 122V123H124ZM135 122H137V118H136V121ZM20 123V124H19ZM67 123V124H66ZM87 123V124H86ZM106 123H109V124H106ZM63 124V125H62ZM71 124H72V128H71ZM77 124V128L75 127V125ZM70 127H69V126ZM74 125V126H73ZM83 127L82 129H81V126ZM90 125V126H89ZM108 125V126H107ZM66 126H68V128H71L72 130L71 131H74V132H72L71 133V131H70V129H67V127ZM80 128H79V127ZM89 126V127H88ZM135 127V126H134ZM11 128V129H10ZM74 128H75V130H74ZM15 129V130H14ZM20 129V130H19ZM87 129V130H88ZM12 130H14V131H12ZM99 130H101V129H99ZM160 129H156L155 130V132H154V130H150L151 132H153L152 134H154L155 136H159V134L161 135V133H162V131L160 130ZM68 131V132H67ZM69 131H70V133H69ZM82 131H80L81 132V134H83V135H85V132L83 133ZM95 131H97V130H95ZM110 131V130H109ZM109 131H107V132H109ZM149 131V132H150ZM94 132V131H93ZM106 131L104 132V133H107ZM150 132V133H151ZM179 132V131H178ZM157 133V134H156ZM180 133V132H179ZM191 133H196V132H193V131H191ZM14 134V135H13ZM68 134H67V136H68ZM77 134V135H76ZM80 134V133H79ZM110 134H113L114 135V133L113 132H111L110 131ZM108 135V136H111V135ZM120 134V133H119ZM119 134H117L118 136L117 137H119L120 135ZM22 135V134H21ZM21 135H20V137L18 136L17 137V139L19 138V140H16V141H18V142H16L17 143V146H18V148L16 149V152L18 153L17 154V159H18V162H19V165L21 166V168H23V167H25L24 165H26V163L27 162H29L30 164L32 163V160L30 161L29 159L27 160L26 158H28V156H26L25 155V151L23 150V149H21L22 147H19L20 145L18 144V143H21V140H20V138H24V137H21ZM116 135V134H115ZM99 136H101V134H99ZM81 137V136H80ZM65 138V139H64ZM58 140V141H57ZM64 141V142H63ZM63 143V144H62ZM57 145V146H56ZM65 145H67V144H65ZM174 148H176L175 150L176 151H178L179 149L177 148V147H174ZM18 149L21 151H24V152H20V151H18ZM22 153H24V154H22ZM50 153V154H51ZM51 156H52V158H51ZM19 157V158H18ZM263 157H264V155H262V159H263ZM25 159V160H24ZM52 159V160H51ZM91 158H88V160H90ZM27 160V161H26ZM38 159H36V160H33L34 161V164L35 163H38L39 162V160L37 161ZM264 160V159H263ZM48 161V162H49ZM66 161V160H65ZM21 163H22V165H21ZM28 163V164H29ZM38 166H39V163L37 164ZM68 165V166H67ZM30 166H32V165H30ZM67 166V167H66ZM64 167V168H63ZM66 167V168H65ZM60 171H59V170ZM61 169H63L62 171H61ZM7 171H8V169H6ZM24 170V168L22 169V171ZM53 170H54V172H53ZM195 171H191V173H192V177L191 178H193V175H194V183H198L197 185H199L201 188L203 187L204 189H206V187L208 186L207 184H209V183H207L206 184V182H209L208 181V178H206V176L204 175V174H200V172H198V174L196 173H194ZM8 173V172H7ZM58 173V174H59ZM88 173V174H87ZM9 174V173H8ZM46 174H48L47 172H46ZM46 176H48L47 178L48 179H50L51 178V176L48 174V175H46ZM92 176V175H91ZM22 177V176H21ZM50 177V178H49ZM57 178V177H56ZM196 178V179H195ZM198 179V180H197ZM23 180V179H22ZM153 180V179H152ZM207 180V181H206ZM24 181H25V178H24ZM24 181H21V185H22V182H24ZM51 182H52V179L50 180ZM197 181V182H196ZM156 182H158V183H156ZM205 184H204V183ZM151 184H150V190H151V193H152V195H153V197L155 198V196L154 195H157L158 194V192H160V191H162V186H163V184H161V182H159V181H151L150 182ZM160 183V184H159ZM200 183V184H199ZM20 184H18V181H17V190H18V193L17 194H19L20 195V193H21V195L20 196H18V195H16L15 197H14V200H15V203H14V200L12 201V202H10L9 203V205H8V209H9V207H10V209H9V211H8V209H7V205H4L5 207H3L4 208V211H5V213L3 212V209H0V264H17V262H18V264H19V262H20V264H33V263H35V260H36V263L35 264H45V259H46V256H45V254H46V251L44 250V248L46 249V247H44L43 245H45L44 244V241L46 242V240H43V239H45L44 237H42L43 235H42V233L44 232V230L45 229H43V227H44V225L43 226H40L38 229L40 230V233H41V231H42V233L40 234V233H37V231H36V233L38 234H36V233H34L35 231L34 230H37V229H34L35 228V226H37V222H35L37 219H41V217L39 216H37V215H34V213H35V206H36V199L39 197V199H41V197L40 196H37V198H36V195L34 196V198H32V197H29V190L27 189V188H29V186H28V184H27V182H25V184H27V186H25V184L23 183V187L20 185ZM156 184V185H155ZM195 184V185H196ZM53 185V184H52ZM51 185V186H52ZM159 185H160V187H159ZM162 185V186H161ZM203 185V186H202ZM205 185V186H204ZM154 186V187H153ZM22 187V188H21ZM26 187V188H25ZM156 187H158V188H156ZM21 188V189H20ZM25 188V189H24ZM50 188V187H49ZM202 188V189H203ZM24 189V190H23ZM73 190V188H69V191L71 192L72 190ZM153 189V190H152ZM157 189H159L160 191H158ZM24 192H23V191ZM26 190V191H25ZM74 190H75V188H74ZM20 191V192H19ZM68 191V192H69ZM216 191H218L219 192V194H218V192H216ZM23 192V193H22ZM69 192V193H70ZM75 192V193H74ZM77 192V193H76ZM155 192H157L156 194H155ZM25 193V194H24ZM28 193V194H27ZM67 194V196L65 197V199H64V197L63 198H61L60 197V195H59V193H58V198L60 197V199H61V203L60 204H65V203H68V204H71L70 206L71 207H74V206H76V207H78V206H80L81 204H82V202L85 200V199H83V197H80L81 198V200L79 199V198H77V196L79 197V196H81V194L79 195L78 193H80V192H78L77 190H75V191H72L70 194ZM97 193H98V195H100L101 197H103V199L104 198H107L108 196H106L107 194L105 193L104 194V192H102V190H100V189H97ZM214 193H216V194H218L217 195V197L222 201H224L225 203H229V204H231V202H230V198H228L229 196L227 195V194H225V193H222L220 190H218V189H216V188H214ZM221 193V194H220ZM24 194V195H23ZM225 194V195H224ZM170 195V196H169ZM168 195V198H167V200H166V202L168 203V204H172L173 206L175 205L176 207H177V205L179 206V207H181V209L183 210V216L185 217V218H188L187 220H188V222L187 221H183L184 223H185V225H183V222H182V224H179V222L178 223H175V222H177V220H175V219H172V214H170V213H168V215L170 216H168L167 215V213L165 212V208H166V206L168 205H166V202H164L163 203V206H161V204L160 203H158L159 201H161L159 198H155L154 200L158 203V207H157V210H156V214L154 213V212H152V213H146L145 211H143V212H145V213H143L142 211H136L135 212V210L134 209H127V210H129V212H130V210H131V212H133V213H131L130 212V215L129 216H131L132 214H133V216H134V218L136 217V218H138L137 220H139L138 221V224L137 223H135V222H133V232L130 234V233H128L127 231H125L126 233H128V235L129 236H126L127 237V241H124V239L126 238L125 237V235H127L125 232H124V236H122L121 237V235H120V237L122 238V240H123V243H122V241H121V238L118 236V234L116 233V231L112 228V227H109V226H111L110 225V223L109 222H107L108 221V219L105 217L104 219H102V218H100L101 220H99V219H95V218H93L94 220L92 221L93 222V224H92V222L90 223H87V218H88V216H85L88 212H85V213H83V214H85V215H82V214H79L80 216H84L85 218H86V220H85V218L83 217V221L82 220H80L82 217H80L78 214H76L77 216H75V214H74V217H76L78 220H80V222L77 220V224H80L81 222H83V223H81V226L84 224V222H86L85 224H86V226H88V229H86V230H88V232L90 231V229L92 228V227H90L91 226V224H92V226L94 225V223H95V221L97 220H99V222L97 223H95V225L93 226V227H95L94 228V233H93V231L91 232H84L85 230H83L82 229V227H79V225H78V228H80V229H82V230H79V231H81V233H82V235H83V237L84 238H86L87 239V237L88 236H90L91 238H89V239H87V241L89 240L90 242V245H88L89 243L87 242V248H86V251H89V253L91 252L92 253V255H90V254H88L89 255V257L93 260V261H91L92 262V264H100V262H101V264H202V261H197V260H195V261H193L194 259H193V257H195L196 255H198V256H200L201 258H204V256H206V262L207 263H209V264H240V263H238V261H236L234 258H232V257H229V256H225L224 255V253H220L217 249H218V247L217 246H215L213 243H212V241H211V239L209 240V237H210V232H208L209 231V229H208V227L206 226L207 225V220L205 219V217H202V216H205L204 215V211L202 212V210L204 209L203 207H201L200 205L199 206H195V208L193 207V206H191L192 208H194V210L195 211H193V209L191 208V207H189V205L188 204H186V203H184L181 199L179 200V198H175V196L174 197H172L171 196V194H169ZM219 195H220V197H219ZM31 196V195H30ZM24 197V198H23ZM25 197H26V199H25ZM70 197V198H69ZM167 197V196H166ZM172 197V198H171ZM226 197V198H225ZM18 198V199H17ZM68 198V199H67ZM222 198V199H221ZM19 201H17V200ZM21 199V200H20ZM32 199H34L33 201H32ZM62 199L64 200V201H66L65 203H64V201L62 202ZM67 199V200H66ZM77 199H79V200H77ZM169 199V200H168ZM227 199V200H226ZM25 200V201H24ZM176 200H178V201H176ZM27 201V202H26ZM76 201V202H75ZM79 201V203L78 204H80V205H76L77 204V202ZM201 201H203L202 203H205L204 202V200H201ZM35 202V203H34ZM40 202H42L41 200H40ZM70 202V203H69ZM171 202V203H170ZM11 204H14V205H12L13 206V208L11 207ZM75 204V205H74ZM159 204H160V206H159ZM237 203H235V204H231V205H235L234 207H232V210H233V215H235L234 217H232V219H235L236 220V222L238 223L239 221H240V219H242L243 218V220L245 221V220H247V221H249V223L250 224H255V223H257V222H259V221H263L264 220V210H260L259 208H257V207H253V205H249V204H246V203H238L237 205H236ZM241 204H246V205H244L245 207L243 208V206L241 205ZM35 205V206H34ZM74 205V206H73ZM166 205V206H165ZM186 205H188V207L186 208ZM34 206V207H33ZM250 206V207H249ZM1 207V206H0ZM159 207H161V208H159ZM199 207V208H198ZM2 208V207H1ZM11 208H12V214L10 213V211H11ZM159 208V209H158ZM189 208H191V209H189ZM203 208V209H202ZM241 208H243V209H241ZM6 209V210H5ZM34 209V210H33ZM161 209H163V210H161ZM198 211H197V210ZM201 209V211L199 212V210ZM235 209V210H234ZM32 210V211H31ZM126 210V212H128ZM159 210V211H158ZM242 210H244V211H242ZM245 210H247V212L245 211ZM34 211V212H33ZM162 211V212H161ZM163 211H164V216H166V217H164L163 216ZM189 211V212H188ZM6 212H7V215L8 216H6ZM32 212V213H31ZM128 212V213H129ZM141 212V213H140ZM184 212H185V214H184ZM237 212H239V213H237ZM242 212V213H241ZM248 213V214H246V213ZM255 212V213H254ZM9 213V214H8ZM31 213V214H30ZM162 213V214H161ZM166 213V214H165ZM200 213H203L202 215H200ZM237 213V214H236ZM5 214V215H4ZM89 214V213H88ZM87 214V215H88ZM134 214H137V215H134ZM155 214V215H154ZM189 214V215H188ZM4 215V216H3ZM15 215V216H14ZM34 217H33V216ZM39 215H42V214H39ZM199 215L201 216V217H199ZM232 215V216H233ZM237 215V216H236ZM254 216V217H252V216ZM33 218H32V217ZM132 216V217H133ZM150 216V217H149ZM153 216V217H152ZM80 217V218H79ZM152 217V218H151ZM164 217V218H163ZM235 217H237V218H235ZM7 218V219H6ZM37 218V219H36ZM200 218V219H199ZM11 219V220H10ZM30 219V220H29ZM32 219L34 220L33 222H32ZM168 219V220H167ZM170 219V220H169ZM254 219V220H253ZM166 220V221H165ZM206 220V221H205ZM234 220V221H235ZM11 221V222H10ZM154 221V222H153ZM157 221V222H156ZM160 221V222H159ZM173 221V222H172ZM100 222H102V223H100ZM104 222H107V223H104ZM141 224H140V223ZM189 222H191V223H189ZM101 224V226L100 227H102V228H100V227H97V226H99L98 224ZM166 223V224H165ZM181 223V222H180ZM188 225H187V224ZM36 224V225H35ZM88 224V225H87ZM96 224H97V226H96ZM103 224H105V229H103ZM42 225V224H41ZM179 225V226H178ZM192 225V226H191ZM158 226V227H157ZM173 226V227H172ZM184 226H186V227H184ZM189 226V227H188ZM197 226H198V228H197ZM251 226V225H250ZM33 227V228H32ZM38 227V226H37ZM36 227V228H37ZM97 227V228H96ZM111 228V229H109V228ZM152 227H153V229H152ZM166 227V228H165ZM2 228V229H1ZM45 228V227H44ZM87 228V227H86ZM98 228H99V230H98ZM160 228V229H159ZM177 228V229H176ZM182 228V229H181ZM251 229H252V227H250ZM96 229V230H95ZM100 229L102 230V232L104 231V233H106L107 235L109 234V236H106V235H104L101 231H100ZM114 230L115 231V233H112V232H114V231H111L110 232V230ZM202 229V230H201ZM32 230V231H31ZM39 230H38V232H39ZM91 230H93V229H91ZM109 232H107V231ZM97 231H99L98 233H96ZM106 231V232H105ZM179 231V232H178ZM4 233V234H3ZM83 233H85V236H84V234ZM86 233H88V234H90V235H86ZM95 233H96V236L97 235H99V237L100 238H98L97 237V239H96V236H95ZM111 233V234H110ZM209 233V234H208ZM252 232L250 231V229L247 231V232H245V245H243L242 246V251H241V257L242 258H244L245 257V255H246V253H247V246H246V242H255V241H257V240H255L256 239V237H255V235L252 233ZM37 236H36V235ZM92 234H94V235H92ZM117 234V235H116ZM40 235H42L41 237H40ZM44 235H45V233H44ZM102 235V236H101ZM104 235V236H103ZM114 235V236H113ZM249 235V236H248ZM34 236H36V237H34ZM39 236V237H38ZM93 236H95V237H93ZM38 237V239H36ZM101 237H103V239L101 238ZM106 237L109 239H106ZM111 239H110V238ZM119 237V238H118ZM123 237H124V239H123ZM35 238V239H34ZM40 238V239H39ZM93 238V239H92ZM116 240H115V239ZM211 238V237H210ZM252 238V239H251ZM41 239H42V242H39V243H41L39 246L36 244V242H38V241H41ZM229 239V238H228ZM249 239V240H248ZM35 240H38V241H35ZM94 241V240H97V241H94L95 242V247H94V242H93V244H91L92 242L91 241ZM101 240V241H100ZM103 240H105V241H103ZM248 240V241H247ZM34 241V242H33ZM109 241V242H108ZM230 242H231V240H230ZM34 243V244H33ZM38 243V244H39ZM96 243H98V244H96ZM105 243H107L105 246H104V244ZM122 243V244H121ZM232 243V242H231ZM111 244V245H110ZM118 244V245H117ZM211 244H212V246H211ZM14 247L15 246V250L12 248V246ZM34 245V246H33ZM98 245V246H97ZM124 245V246H123ZM154 245V246H153ZM38 247V249H37V247ZM89 246V247H88ZM92 246V247H91ZM104 246V247H103ZM156 246V247H155ZM214 246L216 247V250H215V248H214ZM44 247V248H43ZM98 247V248H97ZM126 247V248H125ZM12 248V249H11ZM36 248V249H35ZM91 248V251L89 250ZM92 248H94V250L97 252V250L99 251L98 253H96L94 250H92ZM100 248V249H99ZM105 248V249H104ZM108 248V249H107ZM109 248H110V250H109ZM125 249V251H124V249ZM153 248V249H152ZM117 251H116V250ZM201 249V250H200ZM205 249V250H204ZM208 251H207V250ZM103 250V251H102ZM123 250V251H122ZM151 250V251H150ZM37 252V253H33V252ZM93 251L95 252L94 253V255H93ZM105 251V252H104ZM108 251V252H107ZM113 251V252H112ZM131 251V252H130ZM201 251V252H200ZM215 251H218V255L220 256V254H221V256L219 257L218 255H217V252H215ZM32 252V253H31ZM103 252V254H101V256H100V253H102ZM124 252H126V253H124ZM88 253V252H87ZM110 253H112V254H110ZM122 253H124V254H122ZM127 253H128V255H127ZM98 256V254H99V257L101 258V260H100V258H98V257H96V255ZM110 255V257H109V261H108V256ZM127 256H126V255ZM191 254V255H190ZM32 255V256H31ZM106 255V256H105ZM114 255H115V257H114ZM194 255V256H193ZM209 255V256H208ZM244 255V256H243ZM40 256V257H39ZM95 258H94V257ZM113 256V257H112ZM116 256H118V257H116ZM124 256V260H123V257ZM218 256V257H217ZM222 256H224V257H222ZM38 257V258H37ZM105 257V258H104ZM107 257V258H106ZM111 257H112V259H111ZM126 257V258H125ZM192 259H191V258ZM36 258V259H35ZM41 258V259H40ZM119 260H118V259ZM231 260H230V259ZM38 259V260H37ZM43 259V260H42ZM98 259H99V262H98ZM133 259V260H132ZM191 259V260H190ZM212 261H211V260ZM226 259V260H225ZM97 260V261H96ZM104 260V261H103ZM116 260H118L117 262H116ZM126 260V261H125ZM208 260V261H207ZM33 261V262H32ZM41 261V262H40ZM95 261V262H94ZM111 261V262H110ZM120 261H121V263H120ZM132 261H133V263H132ZM135 261V262H134ZM214 261V262H213ZM234 261V262H233ZM32 262V263H31ZM38 262V263H37ZM97 262V263H96ZM109 262V263H108ZM115 262V263H114ZM125 262V263H124ZM137 262V263H136ZM198 262V263H197ZM200 262V263H199ZM206 262H203V264H206ZM237 262V263H236ZM241 264H243V263H241Z\"/></svg>",
	"mask_w": 264,
	"mask_h": 264
}]
</instances>
